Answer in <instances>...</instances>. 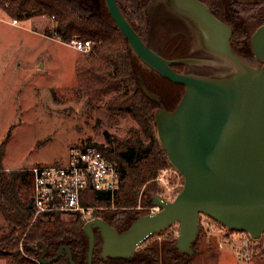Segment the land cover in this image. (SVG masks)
<instances>
[{
    "label": "rangeland",
    "instance_id": "374dc122",
    "mask_svg": "<svg viewBox=\"0 0 264 264\" xmlns=\"http://www.w3.org/2000/svg\"><path fill=\"white\" fill-rule=\"evenodd\" d=\"M203 1L209 10L231 26L230 40L234 52L249 64L257 66L251 36L264 21V0ZM141 10L147 43L158 52H166L169 38L183 34L190 44L186 56L217 59L212 64H188L189 72L219 75L234 70L229 61L200 46L196 27L174 11L168 0H152ZM12 19L0 5V146L4 140L7 141L4 154L6 169L58 164L66 160L70 148L76 144L93 141L109 145V139L126 138L130 129L139 126L129 114H113L106 108L92 109L86 105L85 98L75 92V88L69 87L75 85V59L83 52L67 45L65 42L69 40L49 35L55 24L53 19L39 15L20 20V25L12 24ZM153 97L156 98L155 95ZM156 110L153 111L154 119ZM155 132L158 136L157 125ZM167 157L165 168L150 180L158 183L156 190L147 193L150 181L146 182L139 191L135 206H120L118 203L91 205L89 213H80L84 220L82 231L87 221L97 216L106 220L109 218L112 225L123 231L138 216L159 210L154 204V194L167 200L174 199L183 189L185 178ZM112 210L121 214L124 212L123 220L118 221L110 216L108 212ZM130 215L135 220L129 224ZM39 216L35 212L32 223ZM62 217L70 218L67 213H62ZM3 224L5 219L0 209V227ZM179 228L180 222H174L156 232L139 244L131 258L109 256L107 259L102 256L101 232L95 229L97 239L93 264H242L234 251L221 248L217 244L218 238L209 236L202 228L193 244L194 252H182L177 245ZM84 234L86 237L84 242L81 241L80 249L76 250V257L73 252L78 264H87L89 238ZM255 240L257 251L249 264H264V233ZM42 244L44 250L37 245V249H40L38 255H29L23 241L18 250L37 264H70L66 251L58 260L42 262L41 256L45 251V260L59 252L53 254L45 250L44 241ZM61 244L68 245L66 242ZM221 251L224 252L217 258ZM6 262V257L0 256V264Z\"/></svg>",
    "mask_w": 264,
    "mask_h": 264
},
{
    "label": "water",
    "instance_id": "95a60500",
    "mask_svg": "<svg viewBox=\"0 0 264 264\" xmlns=\"http://www.w3.org/2000/svg\"><path fill=\"white\" fill-rule=\"evenodd\" d=\"M168 1L196 27L200 46L229 61L234 70L219 75L177 71L174 64H212L217 59L162 55L143 40L119 1L107 0L115 22L139 57L172 81L185 85L176 109L160 107L155 113L161 144L185 183L172 200L154 194L159 210L138 216L123 231L103 217L87 221L83 228L89 238L87 264H93L95 229L101 232L102 256L106 259L133 257L139 244L174 222H180L178 248L193 253L201 230V212L231 228L249 231L255 239L264 233V21L251 36L258 60L254 66L234 52L231 26L203 0ZM59 248L46 260L45 251L41 261L53 262L66 251L70 264H78L68 245Z\"/></svg>",
    "mask_w": 264,
    "mask_h": 264
},
{
    "label": "trees",
    "instance_id": "16d2710c",
    "mask_svg": "<svg viewBox=\"0 0 264 264\" xmlns=\"http://www.w3.org/2000/svg\"><path fill=\"white\" fill-rule=\"evenodd\" d=\"M118 1L122 12L147 43L141 9L152 0ZM0 5L19 20L49 16L55 21L49 35L60 36L69 42L74 37L93 40V49L77 57L75 85L69 87L75 88L92 109L106 108L113 114H129L139 126L130 129L126 138L109 139V145L86 142L97 145L117 163L120 186L115 192L91 187L81 201L86 206L137 205L141 187L167 164L168 153L156 136L153 111L160 107L176 109L185 93V85L172 81L139 57L115 22L107 0H0ZM167 42L166 52L161 53L164 56L181 58L190 51V44L183 34L169 38ZM187 65L181 63L173 67L181 72ZM6 144L4 140L0 146V209L5 219V224L0 227V256L6 257V264H37L18 248L23 241L29 255H38L37 245L43 249L44 241L45 249L53 254L59 251L62 242H66L76 257V250L86 237L80 212H66L68 219L62 217L63 212L45 213L32 223L35 213L33 172L29 168H5ZM157 184L155 180L148 182L147 193L156 190ZM108 213L118 221L125 216L124 212L113 210ZM130 216L129 224L135 220ZM107 220L111 222L109 218Z\"/></svg>",
    "mask_w": 264,
    "mask_h": 264
},
{
    "label": "built area",
    "instance_id": "2783aa9c",
    "mask_svg": "<svg viewBox=\"0 0 264 264\" xmlns=\"http://www.w3.org/2000/svg\"><path fill=\"white\" fill-rule=\"evenodd\" d=\"M11 23L20 25L13 18ZM77 50L87 53L93 49V40L75 37L70 42ZM33 172V202L36 214L90 212L82 197L89 188L115 192L120 186L117 163L95 144H76L69 150V158L59 164L35 165ZM158 207V206H157ZM159 208V207H158ZM200 228L214 238L221 248L234 251L242 264H249L256 253V240L250 232L231 228L208 213L201 212Z\"/></svg>",
    "mask_w": 264,
    "mask_h": 264
},
{
    "label": "crops",
    "instance_id": "0c3cea01",
    "mask_svg": "<svg viewBox=\"0 0 264 264\" xmlns=\"http://www.w3.org/2000/svg\"><path fill=\"white\" fill-rule=\"evenodd\" d=\"M77 56H78V54H77ZM77 59V58H76ZM75 59V60H76ZM77 61V60H76ZM76 63V62H75ZM75 66H76V64H75ZM68 158H69V156L66 158V160L65 161H67L68 160ZM64 161V162H65ZM59 164V163H58ZM29 167H31V166H29ZM222 252H224V251H221L220 253H218L219 255L217 256V258H219L220 256H221V254H222Z\"/></svg>",
    "mask_w": 264,
    "mask_h": 264
},
{
    "label": "flooded vegetation",
    "instance_id": "af4514ba",
    "mask_svg": "<svg viewBox=\"0 0 264 264\" xmlns=\"http://www.w3.org/2000/svg\"><path fill=\"white\" fill-rule=\"evenodd\" d=\"M186 71H189V70H188V67L186 68Z\"/></svg>",
    "mask_w": 264,
    "mask_h": 264
}]
</instances>
